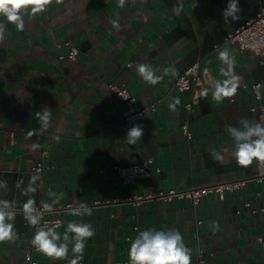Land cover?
<instances>
[{"label": "crops", "instance_id": "crops-1", "mask_svg": "<svg viewBox=\"0 0 264 264\" xmlns=\"http://www.w3.org/2000/svg\"><path fill=\"white\" fill-rule=\"evenodd\" d=\"M177 2L126 0L121 8L118 0H53L45 12L25 17L23 31L6 26L0 43V180L8 186L0 189V199L16 201L22 212L14 220L19 238L0 243V264H27L36 229L24 219L28 197L15 184L22 180L21 187H27L34 175L40 177L34 194L38 209L54 199L50 190L64 193L41 223L61 219L56 229L61 235L69 221L92 225L85 264L128 261L131 241L148 228L178 230L192 264H264L257 242L264 236V212L253 214L245 208V203L264 207V181L228 192L225 201L207 196L196 208L178 198L139 206L126 202L137 195L240 180L257 172V161L247 167L235 162L227 128L239 127L242 118L258 121L250 111L255 98L240 86L264 82V68L258 55L241 52L226 39L264 9V0H239L241 19L228 24L222 15L228 0H183L180 16L172 12ZM72 47L79 49L78 58L60 59ZM224 47L234 55V72L241 77L234 102L233 96L221 102L212 98L215 81L225 79L218 59ZM198 59L201 81L192 91H178L176 80ZM141 63L152 65L162 81L145 82L135 71ZM172 68L176 76L164 74ZM110 83L126 85L140 104L156 103L157 111H150L145 120L123 122L125 105L109 89ZM174 97L181 101L176 113L168 107ZM193 98L199 103L189 113L185 106ZM46 107L52 113L50 127L29 137L27 133L39 127L35 113ZM134 124L143 125L144 135L130 146L125 136ZM184 124L190 126L191 140L182 133ZM33 143L40 147L32 150ZM213 148L223 150V162L210 155ZM151 158L161 173L123 184L118 166ZM40 163L45 168L37 172ZM117 199L122 202H114ZM76 201L93 208L92 215L73 216L67 206ZM69 249L70 259L71 245ZM33 258L39 264H68L67 259L54 261L38 252Z\"/></svg>", "mask_w": 264, "mask_h": 264}, {"label": "clouds", "instance_id": "clouds-1", "mask_svg": "<svg viewBox=\"0 0 264 264\" xmlns=\"http://www.w3.org/2000/svg\"><path fill=\"white\" fill-rule=\"evenodd\" d=\"M53 0H0V43L5 38L6 26L14 24L17 30L23 31L25 28V17L36 15L46 11L47 6ZM126 0H118V6L124 7ZM193 8L196 6L192 3ZM184 10L183 0H178L173 6L172 12L180 16ZM241 8L239 0H228L226 8L223 10L224 23L238 21ZM255 49L257 44H253ZM218 59L224 65L220 73L225 77L223 80H216L212 98L216 102H221L225 98L232 97L236 94L240 86L241 77L234 72L235 57L231 51L224 47L218 51ZM129 68L133 65L130 63ZM137 74L147 83L156 85L163 79V75H158L157 70L152 65L141 63L135 65ZM165 75L176 76L177 70H165ZM208 90L205 89L203 95L207 96ZM125 98V97H124ZM127 99V98H125ZM181 104L179 98H172L169 102V110L173 113L178 112ZM39 127L30 130L27 135L40 136L50 127L52 113L49 108H44L35 113ZM227 133L234 142L232 156L235 162L242 166H250L253 161H264V121H253L242 118L239 121V127L229 126ZM144 135L143 125L134 124L126 133V143L134 146L142 139ZM58 139V137H57ZM40 147L38 143L31 145L32 150ZM210 155L215 161L223 162V150H210ZM39 176L31 177L27 187L22 188L23 181L16 182L15 187L21 191V194L27 196V201L23 204L24 219L27 224L36 229L31 239L32 246L39 252L43 253L51 260H65L68 264H80L83 260L86 241L94 235V229L91 224L69 221L66 231L61 235L54 226L45 224L41 226L42 212L36 207L34 194L39 187L37 181ZM7 181L0 180V189H7ZM49 195L54 199L51 203H42L43 209L52 211L53 206L58 204L64 197L63 192L49 191ZM73 216H91L93 208L89 207L86 202L76 201L70 205ZM16 201L0 199V243L14 242L19 238L15 231L14 220L16 216ZM69 245H71L72 258L69 259ZM128 264H192L190 249L186 247L182 234L176 230H156L148 228L140 231L131 241L128 250Z\"/></svg>", "mask_w": 264, "mask_h": 264}, {"label": "built area", "instance_id": "built-area-1", "mask_svg": "<svg viewBox=\"0 0 264 264\" xmlns=\"http://www.w3.org/2000/svg\"><path fill=\"white\" fill-rule=\"evenodd\" d=\"M226 41L237 45L241 52H254L259 56L260 66L264 68V9L256 17L252 18L245 24L238 26L232 33L229 34ZM69 44L70 43L67 45ZM253 44H257L258 47L254 49L252 47ZM218 48L219 46L216 47V50H218ZM79 54V49L77 47H72L69 54L67 56H61L60 59L67 57L70 60L75 61ZM200 81V61L198 59L193 65L186 69L181 76L178 77L175 82V87L178 91L185 93L192 91L195 85H197ZM108 87L125 105V110L122 116L123 122L145 120L148 118L150 111H157L156 103L150 105L140 104L136 97L131 94L126 85L117 86L110 83ZM240 89L241 91H248L253 95L256 100V105L251 107L250 111L257 115L258 121H264V82H257L252 85L243 83L240 86ZM235 100L236 98L234 95L231 101L234 102ZM198 103V98H193L186 104L185 108L189 113H191ZM182 133L189 140L193 138L189 124H184L182 126ZM14 138L15 134L12 133V143H15ZM44 168V165L40 163L34 168V170L42 172ZM117 171L124 185H132L136 184L139 180L150 179L154 173H161L162 169L160 167H156L154 159L151 158L142 163L131 166H118ZM250 181H256L257 183H262L264 181V161H257V172L252 177L220 182L212 185L192 187L189 189L160 190L158 192H151L145 196L137 195L133 198L127 199L126 202L139 206L147 201H164L166 203H171L178 198L190 201L191 205L196 208L200 205L202 199L211 195H216L220 201H225L228 192L243 191L246 189ZM114 202L120 203L122 201L117 199ZM108 203L110 204V202ZM96 204L101 203L99 202ZM67 208L71 209L70 205L67 206ZM245 208L250 210L253 214L264 212V207L252 208L250 203H245ZM39 210L42 212V215L47 212L45 209ZM52 211H54V208ZM21 212L22 210L16 208L17 214L15 218ZM45 224L54 226L57 229L63 224V221L61 219L46 220L41 223V226H44ZM257 242L261 246L262 255L264 257V236H259L257 238ZM36 252L41 253L32 246L31 250L26 254L27 264H39L33 258V254ZM80 264H85V262L81 261ZM108 264H128V261L113 262Z\"/></svg>", "mask_w": 264, "mask_h": 264}]
</instances>
